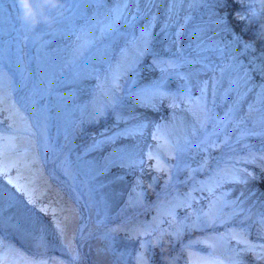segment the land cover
Masks as SVG:
<instances>
[{
  "label": "rangeland",
  "instance_id": "374dc122",
  "mask_svg": "<svg viewBox=\"0 0 264 264\" xmlns=\"http://www.w3.org/2000/svg\"><path fill=\"white\" fill-rule=\"evenodd\" d=\"M144 1L103 34L100 0H62L43 31L0 0V264H250L264 255V181L249 190L245 175L264 160V99L253 93L245 105L240 89L247 72L260 78L264 52L253 50L242 75L221 47L229 57L218 65L212 44L180 38L177 4L162 15L154 4L143 12ZM214 3L187 9L188 33L197 8ZM148 14L163 30L143 32L139 51L133 37L117 47L116 32ZM169 30V47L156 45ZM118 55L132 60L114 85ZM209 62L202 80L196 63ZM157 85L177 100L147 109ZM181 116L190 133L168 127Z\"/></svg>",
  "mask_w": 264,
  "mask_h": 264
},
{
  "label": "bare ground",
  "instance_id": "6f19581e",
  "mask_svg": "<svg viewBox=\"0 0 264 264\" xmlns=\"http://www.w3.org/2000/svg\"><path fill=\"white\" fill-rule=\"evenodd\" d=\"M214 2L215 3L213 5H211V6H208V7L200 6V7L197 8V10H196L197 14H199L202 17L196 19L195 21H193L191 23V25H188V27L191 28L189 33H188L189 30L187 31L188 19H183L182 15L187 12V9H189L190 6L188 4H177V6H178L177 7L178 8L177 9L178 14L175 12V15L173 17L176 18V17H178L180 15L179 18H176L175 22H178L177 25L179 24L180 25L179 27H181V28L183 27L184 28V29H182V31H184V30L186 31V32H181L180 38H182L184 40L183 42H185L187 40H190V41L192 40V43H194V42L195 43H199V42H201L203 40L205 43L208 42L209 44H212V46H213L212 49L214 51H211V53H212L211 59H216L217 63H218V61L222 62V60H224L225 55H227L225 49L219 50V48L225 47L228 50V52H229L231 62L235 65V70L239 69L241 71V74L243 75V71H244L243 69H245L244 65H246L245 61H247L250 56L252 57L253 55L255 56V54H256L253 50H256V49L257 50H261L262 51L261 55L263 54V52H264V40L257 39V36H256L257 32H255V31L254 32H250V33L248 32V31H250L248 29L249 26H250L249 23H246L247 30L244 29V31H242L241 29H239V27L241 28V26H242L241 24H243L244 21L238 19L237 16H236V13L237 12H241V11L242 12L246 11V5H244L243 8H242L240 0H214ZM143 3H144V6L142 8L145 7V9H143V12L146 11L147 5H149V7H150L152 4H154L153 7L156 10H160L158 8H161L162 15H163V11L167 10L170 7V4H171L170 0H161V1L160 0H154L153 2H152V0H151V2H148V0H145ZM108 7H111V5H104V4L100 3V2H99L98 7H97L99 12H100V14H101V17H100V20L98 21V23L100 25H102V26L106 22H109V19H110V18H108L109 15H108V17L105 16V15H107V14H105V11H107ZM135 7H136V4H135V6H133V8H135ZM155 12H157V11H155ZM228 13H232V17L236 18L235 19L236 20V24L232 25V27L230 25L229 28H228L229 22H228L227 18H225V17L228 16L227 15ZM86 15H87V17L89 16V14H86ZM86 15H85V18H87ZM223 22L227 23V24L224 26ZM233 23L230 22V24H233ZM142 25H144V26H142ZM139 26H142V27H139ZM155 26H157V25L152 22V19L150 18V14H148V15H146V18L144 19L143 22L136 21L134 25L130 26L132 28L121 29V30L117 31L115 36H114L115 41H117L115 43V45L120 48V46H122L124 43L127 42L128 38L133 37V39L132 38L131 39L135 40V43L134 44L131 43V46H132L133 50L137 51L140 48L141 45H142V47H143V44H145L147 46V43H148L147 40L145 39L146 37H145L143 32L146 33V31H147L148 33H151L152 28L155 27ZM98 27H99V29H101V27L99 25H98ZM223 27H227V29H229V30L231 29L229 34L226 33L229 30H227V29L225 30ZM156 28H157L158 32H161L163 30V21ZM73 30L74 31L76 30V27H74V25H67V29H66L67 33L70 34L71 32H74ZM175 31L176 30H169V33L165 34L164 36H163V34H160V37H161L160 40L161 41L157 42L156 45L157 44H159V45L161 44L163 46L169 47L168 41H170L172 43L174 41V39H175V36L177 35V32L175 33ZM206 32L207 33H211L214 36L211 35V36L207 37L205 34H203V33H206ZM135 34H138V35L134 36ZM249 42H255V47H251V49H249V50L248 49L247 50L241 49V47H240L241 44L248 45ZM109 56H110V54H109ZM100 57L107 59L108 58V53H105L104 55H101ZM120 59H121V55H118L117 58L114 60V64L118 63V66L113 68V71L116 74L117 73L116 70H118L119 73H120V78H122L123 75H124V72H126V69H127L124 61H129L130 62L132 60V57L125 58V55H124V59H121V60ZM125 59H127V60H125ZM117 60H119V61L117 62ZM155 62H156L157 66L158 65L160 66V60L159 59L155 60ZM221 62L218 63V65L222 66L224 64V63H221ZM104 64H106V63H104ZM214 66H216V65L212 64L210 62L209 63H202V64H200V63L197 64L196 63L195 69L202 70L201 77H203L202 80L203 79L205 80V79H208L206 77V75H208V74L205 73L204 69H206L208 71L210 69H213L212 67H214ZM263 68H264V66H263ZM225 70H227V69H225ZM225 73L226 74H230V73L232 74V72H230V71H227ZM193 74H194V72H193ZM255 74H257V73H255ZM255 74H252V73L249 74L247 72L246 75L243 76L242 79H241V83L244 84V86L241 84L242 87L240 89H242L245 92L244 99L242 100L243 104H245V105L246 104L247 105L251 104L253 93L257 96L258 100L261 103H262V101L264 99V71L263 72H259L260 78L256 82L254 81L255 83H253L252 80H251V76L252 75L255 76ZM207 82L204 83V85L206 87H208V84H210V81H209L208 84H206ZM152 94L153 93L145 94V95H152ZM157 99L151 100V102L149 104H145L144 107H146L147 109H158L159 105L161 103V101H160L161 98H159V100H157ZM169 100L171 101V103H173L175 100H177V97H175L174 93L171 92V94H169V95L165 94L163 96V102L164 101H169ZM140 102H141L140 106L141 105L143 106V101H140ZM144 103H145V101H144ZM126 109L129 110V107L128 108L126 107ZM160 113L161 112H159L158 114H160ZM184 113H185L184 111H178V114H180V115H183ZM188 116H190V115H188ZM185 124L188 125V131L182 130L181 132H183V131L185 132L186 131V133H190L193 130L194 126H193V123L191 121H188L185 116H181V117L175 118L174 121H173V125L170 124L168 127H171L173 130H175L177 128L178 129H184V125ZM163 128H164V131H165L167 129V125L163 124ZM165 132H167V131H165ZM163 141H165L166 143H169V141L167 140V138L165 139V137H163ZM258 167H259V169L257 171H255L256 173H254V174L250 173L251 174L250 175V174H248L249 172L248 173L245 172L246 179H248L247 181L250 182L249 190L251 189L250 188L251 185L253 183H256V181L257 182H259V181L263 182L264 181V160L263 159H262V162H260L258 164ZM261 263H264V255L261 256V257L257 256V258L254 257L250 261V264H261ZM247 264H249V263L247 262Z\"/></svg>",
  "mask_w": 264,
  "mask_h": 264
},
{
  "label": "clouds",
  "instance_id": "9594fccd",
  "mask_svg": "<svg viewBox=\"0 0 264 264\" xmlns=\"http://www.w3.org/2000/svg\"><path fill=\"white\" fill-rule=\"evenodd\" d=\"M19 17L23 24L35 29L41 23L52 25L57 16L63 14L62 0H17ZM246 22L258 24L257 39L264 40V0H248L246 11ZM255 47V42H249ZM157 246L159 240L156 241ZM259 259V258H258ZM168 264H174V258H167Z\"/></svg>",
  "mask_w": 264,
  "mask_h": 264
},
{
  "label": "snow or ice",
  "instance_id": "6c2138e0",
  "mask_svg": "<svg viewBox=\"0 0 264 264\" xmlns=\"http://www.w3.org/2000/svg\"><path fill=\"white\" fill-rule=\"evenodd\" d=\"M134 2V0H100V3L104 4V5H111V7L107 8V11L109 13V17H110V21L106 22L103 27L100 29L102 33L104 32H113L116 30L117 27V22L125 19V13L128 11V7L130 4H132ZM141 0H135V3H140ZM148 2H151V0H148ZM210 0H170V3L173 5L176 4H188L189 6H195V5H199V4H205V3H209ZM242 8L244 5H246V3L248 2V0H240ZM13 9L16 13V18L20 20L19 17V9L17 6V0H13ZM242 11L241 12H237L236 16L238 19L244 21L246 20V16L242 15ZM186 19H190V17H186ZM26 25V24H24ZM28 26V25H26ZM48 26L46 23H41L37 28H35L34 30L37 31H43L44 28ZM248 48L253 47L250 43L247 45ZM120 78V73L119 71H117V73L114 75L113 78V84L115 85L116 82L119 80ZM160 86L157 85L156 86V91L153 92V98L157 99V98H162L165 93H163L162 91H159ZM139 102V101H138Z\"/></svg>",
  "mask_w": 264,
  "mask_h": 264
}]
</instances>
